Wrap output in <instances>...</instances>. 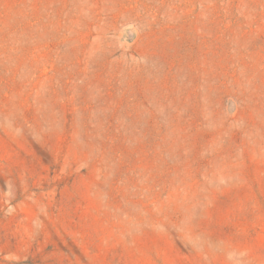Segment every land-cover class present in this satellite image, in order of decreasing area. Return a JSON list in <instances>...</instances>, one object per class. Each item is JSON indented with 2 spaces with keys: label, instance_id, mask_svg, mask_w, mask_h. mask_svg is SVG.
<instances>
[{
  "label": "rangeland",
  "instance_id": "obj_1",
  "mask_svg": "<svg viewBox=\"0 0 264 264\" xmlns=\"http://www.w3.org/2000/svg\"><path fill=\"white\" fill-rule=\"evenodd\" d=\"M0 264H264V0H0Z\"/></svg>",
  "mask_w": 264,
  "mask_h": 264
}]
</instances>
